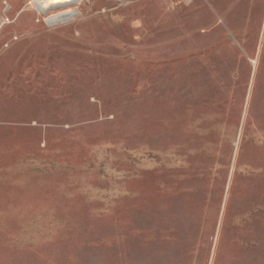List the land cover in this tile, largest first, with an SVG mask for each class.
<instances>
[{
    "label": "rangeland",
    "instance_id": "374dc122",
    "mask_svg": "<svg viewBox=\"0 0 264 264\" xmlns=\"http://www.w3.org/2000/svg\"><path fill=\"white\" fill-rule=\"evenodd\" d=\"M32 1L0 53L62 63L61 116L2 95L0 264H264V0Z\"/></svg>",
    "mask_w": 264,
    "mask_h": 264
},
{
    "label": "crops",
    "instance_id": "0c3cea01",
    "mask_svg": "<svg viewBox=\"0 0 264 264\" xmlns=\"http://www.w3.org/2000/svg\"><path fill=\"white\" fill-rule=\"evenodd\" d=\"M31 43L34 44V42ZM10 54L11 52H8V55L4 57V53H0V103L3 101V94L8 95L6 98L8 102L11 96H14V101L17 102L21 96L25 95L28 101L27 108H25L28 112L27 116L60 117L61 114L57 115L56 98L61 96L62 63L50 62L47 60V55L39 53L30 54L27 60L24 59L25 61L21 63L9 60ZM208 264H222V260L215 253L211 256Z\"/></svg>",
    "mask_w": 264,
    "mask_h": 264
},
{
    "label": "bare ground",
    "instance_id": "6f19581e",
    "mask_svg": "<svg viewBox=\"0 0 264 264\" xmlns=\"http://www.w3.org/2000/svg\"><path fill=\"white\" fill-rule=\"evenodd\" d=\"M77 0H33L32 3L40 12H46L50 9H58L69 7L75 4ZM74 11L73 10H65L63 12L58 13L57 15L53 16L54 18H61L67 15H71Z\"/></svg>",
    "mask_w": 264,
    "mask_h": 264
},
{
    "label": "water",
    "instance_id": "95a60500",
    "mask_svg": "<svg viewBox=\"0 0 264 264\" xmlns=\"http://www.w3.org/2000/svg\"><path fill=\"white\" fill-rule=\"evenodd\" d=\"M78 1V0H77ZM76 13V11L74 10V12L72 13V14H75Z\"/></svg>",
    "mask_w": 264,
    "mask_h": 264
}]
</instances>
